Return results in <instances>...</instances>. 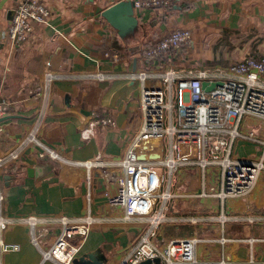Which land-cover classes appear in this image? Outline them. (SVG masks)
<instances>
[{
    "label": "crops",
    "instance_id": "0c3cea01",
    "mask_svg": "<svg viewBox=\"0 0 264 264\" xmlns=\"http://www.w3.org/2000/svg\"><path fill=\"white\" fill-rule=\"evenodd\" d=\"M40 1L49 10L47 21L13 45L4 31L16 0H0V106L4 110L0 117L10 115L0 120V157L11 150L18 153L17 160L0 166L1 212L10 218L89 213L95 219L76 256L98 249L104 256L101 264H117L141 224L122 219L120 206L109 201L114 182L104 180L98 168L91 169L87 181L86 168L72 161L101 154L112 163L111 170L120 171L116 162L142 121V84L129 74L144 68V48L171 30L185 28L190 36L178 47L162 51L147 69L172 67L185 74L204 68L225 70L244 57L264 58V0H175L165 9L134 5V21L128 25L122 14L120 29L103 11L122 0ZM105 51L116 53L118 59L104 56ZM47 70L58 75L48 85ZM96 71L106 78L90 76ZM259 81L264 87V74ZM92 119L109 121L97 123L88 136L82 127ZM239 129L264 138V119L244 115ZM30 133L58 157L40 155L43 147L28 139ZM151 144L161 151L158 141ZM232 152L237 158H264L262 145L248 137L234 139ZM174 172L170 215L159 226V234L165 222H186L188 231L172 238L197 237L194 251L199 259L223 257L225 264H264V169L247 192L222 200L195 195L202 187L196 167ZM206 174L204 186L217 187ZM220 213L225 214L222 222L217 218ZM38 229L37 244L31 243L24 223L11 222L2 230L1 237L20 248L1 252L0 264H57L42 259L41 251L51 246L59 227Z\"/></svg>",
    "mask_w": 264,
    "mask_h": 264
},
{
    "label": "built area",
    "instance_id": "2783aa9c",
    "mask_svg": "<svg viewBox=\"0 0 264 264\" xmlns=\"http://www.w3.org/2000/svg\"><path fill=\"white\" fill-rule=\"evenodd\" d=\"M175 0H134L140 8L171 7ZM49 10L40 0H16L4 35L13 45L22 43L36 25L45 23ZM190 33L185 28H175L144 48L145 66L131 72V79L141 82L140 109L142 121L132 135L125 153L116 162L120 171L111 170V162L101 154L84 161H72L86 168V180L91 169L98 168L100 176L115 183V191L109 201L122 209V219L137 220L140 230L124 248L117 264H142L146 259L159 258L160 264H225V259H199L195 255V236H179L161 239L159 226L166 218L167 201L172 198L170 182L173 172L180 167H196L202 177V187L196 196H215L222 200L247 192L260 170L264 169L263 155L237 158L232 152L233 140L248 137L264 148V138L256 137L252 131L243 133L239 122L244 115L264 119V87L259 78L264 74V58L256 60L244 57L232 62L225 70L197 69L185 74L172 67L154 72L147 69L164 50L176 48L186 41ZM104 56L117 60L114 52L105 51ZM96 79H104L101 71L91 73ZM151 76V83L145 81ZM58 78L52 71H45L44 81L48 85ZM205 81L209 89L202 87ZM219 81V84H215ZM4 113L0 106V115ZM109 119H92L82 127L86 135H92L97 123L105 124ZM30 141L43 147L44 153L58 157L52 148L43 145L30 133ZM151 141H158L161 151H155ZM156 155V156H155ZM17 150L0 157V166L7 160H17ZM214 166V175L207 170ZM217 183L204 186L205 173ZM206 174V175H208ZM3 193L0 191V233L11 222L28 225L30 241L37 244L36 230L45 231L56 224L59 231L48 249L41 251L42 259L54 260L57 264H72L79 252L82 239L87 234L94 217L34 214L7 217L1 212ZM217 218L222 222L225 214ZM246 220L253 221L252 217ZM195 219H191L194 222ZM143 225V227H142ZM221 241L224 238L221 237ZM20 248L17 242L5 241L0 235V253Z\"/></svg>",
    "mask_w": 264,
    "mask_h": 264
},
{
    "label": "water",
    "instance_id": "95a60500",
    "mask_svg": "<svg viewBox=\"0 0 264 264\" xmlns=\"http://www.w3.org/2000/svg\"><path fill=\"white\" fill-rule=\"evenodd\" d=\"M134 6V1L132 0H122L109 7L105 8L103 11V15L106 19L113 25L115 28H121V22L124 18V22L128 25L134 21L132 17V7ZM12 13V9L9 10ZM123 15V18L121 15ZM219 81H216L215 84H219ZM202 87L205 89H209L211 85H208L205 81L202 82ZM10 115H5L0 117V120L9 117ZM156 156V155H155ZM104 261V256L99 254V250L96 249L94 251L85 252L78 256H75L72 260V264H101ZM154 264H160L159 258L155 257L153 259ZM142 264H151L150 259H146L142 262Z\"/></svg>",
    "mask_w": 264,
    "mask_h": 264
},
{
    "label": "rangeland",
    "instance_id": "374dc122",
    "mask_svg": "<svg viewBox=\"0 0 264 264\" xmlns=\"http://www.w3.org/2000/svg\"><path fill=\"white\" fill-rule=\"evenodd\" d=\"M157 142V141H156ZM153 144V143H152ZM160 144V143H159ZM156 145V144H155ZM155 148V147H154ZM207 170L209 172H211L212 176L214 175V170H215V167L210 165L207 167ZM175 173V172H174ZM176 175V173H175ZM172 200V199H171ZM171 200L169 199L167 201V206H168V209L166 211V215H170V210H169V207L171 205ZM132 222L136 223V224H139V222L137 220H132ZM188 224L186 222H183V223H179V224H173L171 222H165L163 225H162V229H161V239H168L172 236H178L180 234H184L186 233V231H188Z\"/></svg>",
    "mask_w": 264,
    "mask_h": 264
}]
</instances>
